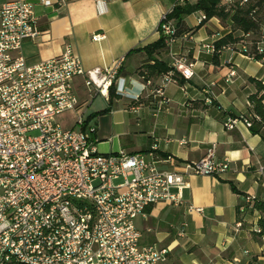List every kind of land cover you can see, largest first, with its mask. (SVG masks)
<instances>
[{
	"label": "crops",
	"instance_id": "obj_1",
	"mask_svg": "<svg viewBox=\"0 0 264 264\" xmlns=\"http://www.w3.org/2000/svg\"><path fill=\"white\" fill-rule=\"evenodd\" d=\"M30 1L41 33L22 42L27 63L60 54L65 43L73 45L85 70L107 68L122 58L118 75L128 95L117 93L116 84L98 93L86 75L74 78L79 105L67 110L75 114L70 127H78L82 114L87 126H96L93 137L100 152H145L157 141L159 165L165 169L196 161L211 148L216 158L229 160L230 167L218 175H189L183 203L158 202L147 207L145 217H137L142 242L168 248L161 264H264V238L254 230L263 212L239 210L247 193L264 200V127L253 132L243 121L233 129L223 124L250 113L249 95L257 91L253 79L264 83V61L241 53L237 44L217 53L203 46L234 31L231 16L199 21L202 11L190 13L185 30L151 54L143 47L162 35L161 15L174 0H69L58 8ZM238 1L223 3L231 7ZM259 15L264 22V2ZM95 33L103 37L94 40ZM174 55L192 63L194 73L187 78L175 71L178 81L170 82L162 96L152 90L165 72L145 79L140 70L155 60L171 65ZM232 69L236 74L230 76ZM209 96L213 102L206 101ZM183 137L186 144L179 143ZM189 204L202 209L190 210ZM239 220L242 225L236 226Z\"/></svg>",
	"mask_w": 264,
	"mask_h": 264
},
{
	"label": "built area",
	"instance_id": "obj_2",
	"mask_svg": "<svg viewBox=\"0 0 264 264\" xmlns=\"http://www.w3.org/2000/svg\"><path fill=\"white\" fill-rule=\"evenodd\" d=\"M38 1L58 8L69 0ZM184 1L174 0L161 15L159 30L168 44L177 37L169 14ZM256 12L257 6L250 15L255 18ZM40 33L35 3L0 4V264H161L168 248L143 243L137 217H145L147 207L158 202L183 203L189 175H218L230 167L229 160L216 158L211 148L196 161L165 169L159 165L157 141L145 152H100L95 125L87 126L79 114L78 127L68 128L58 116L79 105L77 75H86L98 93L116 84L117 93L128 95L125 79L118 75L122 58L107 68L85 70L73 45L65 43L60 54L29 64L21 53L22 42ZM102 37L93 34L94 40ZM238 37L223 47L237 44L241 53L264 61V26ZM203 46L212 52L223 48L215 42ZM171 65L153 92L163 96L166 86L178 81L177 70L187 78L194 73L182 56L174 55ZM148 84L149 79L144 88ZM253 116L242 113L223 124L226 129L239 121L251 126ZM187 141L183 137L179 143ZM256 200L254 194H245L241 213L255 208ZM188 208L202 209L193 204ZM241 225L239 220L236 226ZM254 230L259 233L260 228Z\"/></svg>",
	"mask_w": 264,
	"mask_h": 264
},
{
	"label": "trees",
	"instance_id": "obj_3",
	"mask_svg": "<svg viewBox=\"0 0 264 264\" xmlns=\"http://www.w3.org/2000/svg\"><path fill=\"white\" fill-rule=\"evenodd\" d=\"M263 2L264 0H250L245 4L236 2L231 7H227V5L223 3V0H197L194 3H190L186 0L182 3L176 4L173 11L169 14V18H172L177 26V35L185 30V16L195 11H202L206 15L205 18L219 16L222 19H226L230 15L234 31H253L257 33L264 25L263 19L259 15V9L262 6ZM255 6H257L258 9L255 14V18H253L250 15V11ZM234 31L229 32L216 40V47L218 49H221L223 46L237 41L239 37L235 36ZM167 46L168 43L166 42L165 35H161L156 41L144 46L143 49L152 54V52H154L155 50L165 49ZM171 68L172 65H168L165 62H159L155 60V62L152 64H146L140 70V74L145 79H147L152 74L167 72ZM253 80L257 84V91L249 95V112L255 115L252 117V124L250 128L253 132H261L262 128L264 127V83L259 80ZM254 207L260 209L263 212L258 220V225L260 228L259 234L264 235V200L257 199L254 203Z\"/></svg>",
	"mask_w": 264,
	"mask_h": 264
},
{
	"label": "rangeland",
	"instance_id": "obj_4",
	"mask_svg": "<svg viewBox=\"0 0 264 264\" xmlns=\"http://www.w3.org/2000/svg\"><path fill=\"white\" fill-rule=\"evenodd\" d=\"M58 120L64 127L69 128L75 121V114L70 111L63 112L58 116Z\"/></svg>",
	"mask_w": 264,
	"mask_h": 264
}]
</instances>
